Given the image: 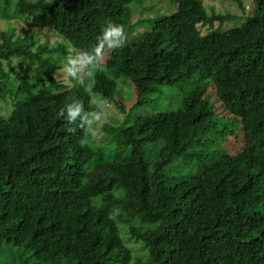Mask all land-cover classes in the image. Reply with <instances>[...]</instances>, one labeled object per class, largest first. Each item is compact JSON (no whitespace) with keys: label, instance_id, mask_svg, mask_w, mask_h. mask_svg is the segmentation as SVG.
I'll use <instances>...</instances> for the list:
<instances>
[{"label":"trees","instance_id":"trees-1","mask_svg":"<svg viewBox=\"0 0 264 264\" xmlns=\"http://www.w3.org/2000/svg\"><path fill=\"white\" fill-rule=\"evenodd\" d=\"M145 1L0 0V256L10 264H26L25 251L32 264H264V0L240 25L205 34L230 14L166 0L173 11L144 17ZM108 22L145 31L110 50L92 94L114 99L119 76L139 104L160 85L188 86L177 109L103 124L111 144L100 146L57 115L72 100L88 110L92 95L54 74L69 46L93 47ZM37 25L57 41H41Z\"/></svg>","mask_w":264,"mask_h":264},{"label":"rangeland","instance_id":"rangeland-1","mask_svg":"<svg viewBox=\"0 0 264 264\" xmlns=\"http://www.w3.org/2000/svg\"><path fill=\"white\" fill-rule=\"evenodd\" d=\"M149 1V2H148ZM203 4L205 5V8L208 13L215 11L219 12L221 14H230L229 19H225L224 21H215L213 23H206L203 26L200 27L201 34L209 33L211 31H224L226 29L235 27L237 25H240L247 17H249L253 13V1L252 0H239V2L233 1V0H202ZM166 0H146L145 3L149 6L151 4L153 6L149 7L147 11L143 13L144 17H152V16H158L165 12H171L173 11L174 7L176 5H169L166 3ZM207 6V7H206ZM137 9L134 8L133 17H137ZM3 24V21L0 19V27ZM20 27V26H19ZM29 26L26 25V28ZM30 28V27H29ZM28 28V29H29ZM145 27H138L137 30L132 33L131 35H126V42L132 41L133 38L139 36L142 34V32L145 31ZM27 29V30H28ZM36 29L40 31L39 33L42 34V36L39 38L41 41L48 40L49 43H55L57 41V36L55 33H53V30L48 29L45 26H39L37 25ZM142 36V35H141ZM60 38V37H59ZM64 41V40H63ZM110 50H106L104 53L103 61L107 58ZM117 82V91L115 93L114 99H101L97 94H92V100L95 99L99 104L104 105L107 107V110L109 112L108 119L104 121L99 129V137L93 138L91 135L87 134V141L91 142L93 145H100V146H110V136L104 133L103 130V124H110L114 125L116 124V121H122L124 116H126V119H128V122H130L135 116H141L150 114L156 111H163L167 109H177L180 107L181 104V98L182 95L187 88L188 84L186 83H179L174 85H160L158 89V94H152L148 97V101L145 103H135L138 100V97L135 94V91L133 89L132 84L130 81L122 76H119L116 78ZM213 87H211L209 90H212ZM116 99H121L122 103L124 104V109L126 112H122L116 104ZM7 101L10 104V99L7 98ZM8 109V105H5L0 101V112H2L3 108ZM217 112L220 115L230 116V114L226 111L222 103L217 104ZM127 113V114H126ZM2 114V113H0ZM116 120V121H115ZM118 124V123H117ZM227 142V146L233 145L234 148L230 149L231 152H236L239 149L240 141L241 139H235ZM109 147H103V151L108 157L110 155ZM114 151V150H113ZM123 153V152H122ZM129 245H133L131 241L128 242ZM136 248L138 249V246L136 245ZM9 250L10 255L15 250L10 249H4ZM19 258L21 260H24L26 264H32L34 261L32 255H30V252L25 251L22 253ZM0 264H10V260L6 259L5 256H0ZM68 264H74L73 261H71Z\"/></svg>","mask_w":264,"mask_h":264},{"label":"clouds","instance_id":"clouds-1","mask_svg":"<svg viewBox=\"0 0 264 264\" xmlns=\"http://www.w3.org/2000/svg\"><path fill=\"white\" fill-rule=\"evenodd\" d=\"M126 39L125 29L122 25L108 22L93 47L84 49L69 46L67 55L61 61V67L54 76L68 87H71L72 82L75 81L83 86L91 96L94 73L102 67L105 51H114L124 47ZM57 115L69 125H75L93 138H98L99 129L102 123L108 119L109 112L106 106L99 104L95 99L91 101V107L88 110L79 100H72L66 102L59 109ZM69 130L75 131V128Z\"/></svg>","mask_w":264,"mask_h":264}]
</instances>
